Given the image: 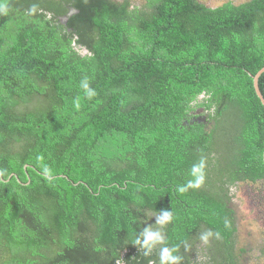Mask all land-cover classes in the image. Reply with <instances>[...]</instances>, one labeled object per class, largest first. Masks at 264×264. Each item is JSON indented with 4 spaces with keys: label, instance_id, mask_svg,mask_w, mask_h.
Returning a JSON list of instances; mask_svg holds the SVG:
<instances>
[{
    "label": "trees",
    "instance_id": "obj_1",
    "mask_svg": "<svg viewBox=\"0 0 264 264\" xmlns=\"http://www.w3.org/2000/svg\"><path fill=\"white\" fill-rule=\"evenodd\" d=\"M0 5V264H244L230 190L264 184V0Z\"/></svg>",
    "mask_w": 264,
    "mask_h": 264
},
{
    "label": "rangeland",
    "instance_id": "obj_2",
    "mask_svg": "<svg viewBox=\"0 0 264 264\" xmlns=\"http://www.w3.org/2000/svg\"><path fill=\"white\" fill-rule=\"evenodd\" d=\"M135 6L140 5L144 0H131ZM208 6L215 7L228 0H204ZM237 3H243L246 0H236ZM66 20V19H65ZM60 21L65 23L64 18ZM227 130H222V140L223 135L225 139L223 140V149L232 150L229 146V137ZM224 158L226 154L224 153ZM216 168L219 169V173L226 174V164L220 162ZM233 176V174L231 175ZM230 190V196L232 197V208L235 211V218L237 222L238 232H236L239 238L240 247L245 249L243 254L244 264H254L250 263L254 260V256L260 255V249L264 247V184L261 182L251 184V183H241L232 187ZM217 192V189H215ZM232 192V193H231ZM148 227H155L151 224H147ZM249 262V263H248ZM261 264V263H259Z\"/></svg>",
    "mask_w": 264,
    "mask_h": 264
},
{
    "label": "clouds",
    "instance_id": "obj_3",
    "mask_svg": "<svg viewBox=\"0 0 264 264\" xmlns=\"http://www.w3.org/2000/svg\"><path fill=\"white\" fill-rule=\"evenodd\" d=\"M0 12H3L6 14L7 7L5 5H0ZM66 18H64V21ZM87 90V95L89 98H91L95 93L88 88V84L85 82L82 85ZM76 107L79 108V102L76 103ZM200 166H194L192 170L193 176L196 177L194 183L192 181L189 182V186H196L198 187L200 183L203 181V176L200 174ZM180 192L185 191L184 187H181L179 189ZM171 219V214L167 210H162V215L157 217V223H166ZM141 238H137L134 243L137 245H143L146 249H151L155 244L162 243L164 240V236L160 231H154L151 227L145 228L141 232ZM212 236L211 232H207L201 236V239L205 242L208 241L209 237ZM176 251V249H169L167 247L163 248L161 251V264H177V262L180 260V257L177 255H173L172 253Z\"/></svg>",
    "mask_w": 264,
    "mask_h": 264
},
{
    "label": "water",
    "instance_id": "obj_4",
    "mask_svg": "<svg viewBox=\"0 0 264 264\" xmlns=\"http://www.w3.org/2000/svg\"><path fill=\"white\" fill-rule=\"evenodd\" d=\"M264 73V68L262 70H260V72H258V74L256 76H254V87L257 93V96L259 97V99L261 100V104L264 106V96L262 95L260 89H259V78L261 77V75Z\"/></svg>",
    "mask_w": 264,
    "mask_h": 264
},
{
    "label": "flooded vegetation",
    "instance_id": "obj_5",
    "mask_svg": "<svg viewBox=\"0 0 264 264\" xmlns=\"http://www.w3.org/2000/svg\"><path fill=\"white\" fill-rule=\"evenodd\" d=\"M206 120V119H205ZM207 122V121H206ZM208 125H209V128H210V130H211V128L213 127V123L212 122H208Z\"/></svg>",
    "mask_w": 264,
    "mask_h": 264
}]
</instances>
